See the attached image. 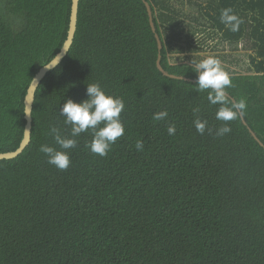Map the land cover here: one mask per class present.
I'll list each match as a JSON object with an SVG mask.
<instances>
[{"label": "trees", "instance_id": "16d2710c", "mask_svg": "<svg viewBox=\"0 0 264 264\" xmlns=\"http://www.w3.org/2000/svg\"><path fill=\"white\" fill-rule=\"evenodd\" d=\"M148 1L163 67L198 79L192 62L215 44L211 56L229 63L227 91L246 102L242 113L264 143V0ZM71 6L0 0V152L21 144L28 87L61 50ZM226 8L242 19L239 31L221 22ZM240 45L251 51L244 70L225 53ZM158 56L143 0H80L74 43L37 90L32 141L0 160V264H264V147L240 114L217 135L220 105L197 81L164 75ZM94 83L123 98L125 133L105 157L87 146L91 131L81 133L61 171L40 147L59 148L53 126L70 137L60 109L87 99ZM163 110L168 116L154 121ZM197 118L207 121L204 134Z\"/></svg>", "mask_w": 264, "mask_h": 264}, {"label": "clouds", "instance_id": "9594fccd", "mask_svg": "<svg viewBox=\"0 0 264 264\" xmlns=\"http://www.w3.org/2000/svg\"><path fill=\"white\" fill-rule=\"evenodd\" d=\"M221 22L232 32H237L243 22L242 19L231 8L221 11ZM59 62L57 57L55 60L44 64L47 70L54 68ZM194 71L198 74L197 90L203 92L208 90L207 99L211 105H220L216 112V119L225 123L216 130V134L223 136L231 132V127L227 123L236 120L238 115L242 113L247 105L244 100L233 99L227 89L233 86L232 77L222 65V62L213 56H208L199 62L193 60ZM88 98L82 102H76L69 99L60 109L61 115L65 117L64 123L71 125L70 137L63 136L58 127H51L55 145L43 144L40 151L48 157V163L63 171L67 170L71 165L69 150L77 147V137L81 133L91 131L93 139L87 145L90 151L98 156L105 157L111 150L112 145L116 143L118 138L125 133V126L120 119L121 113L125 109V102L122 97L113 96L105 92L99 83L88 84ZM198 112V108L193 109ZM25 115H30L31 110L27 105L24 108ZM168 116L167 110L158 111L153 114L154 121H160ZM197 132L204 134L207 128V121L197 118L194 121ZM103 125V126H101ZM27 130V129H26ZM212 131L211 129H207ZM177 128L175 124H170L167 132L170 136L176 134ZM135 147L137 150H143V141L137 140Z\"/></svg>", "mask_w": 264, "mask_h": 264}, {"label": "water", "instance_id": "95a60500", "mask_svg": "<svg viewBox=\"0 0 264 264\" xmlns=\"http://www.w3.org/2000/svg\"><path fill=\"white\" fill-rule=\"evenodd\" d=\"M143 1L146 5L147 11H148L152 31L154 32L157 43H158L159 56H158V60H157V65H158L159 70L164 75L172 77V78L196 82L197 79L189 78V77L184 76V75H178V74L171 73L163 67L161 51L164 47V43H163L162 37L160 36V34L157 31V26H156V23L154 21V16H155L154 10H153L151 3L148 0H143ZM79 9H80V0H72L68 35H67V38H66L61 50L52 59V60H55L58 57L59 62L51 70L55 69L57 66H59L62 63V61L68 55V53H69V51H70V49L74 43L75 36L77 33V29H78ZM51 70H47L45 68V66L43 65L38 70V72L35 74L32 82L30 83V85L28 87L27 94L25 96V107L27 105L30 107L31 114L25 115L26 124H25V130H24V135H23V139L21 141V144L14 151L0 152V160H2V159H13V158L18 157L19 155H21L23 153V151L26 149V147L31 143V141H32V129H33V110H34V104H35V100H36L37 90H38L42 80L46 77L48 72H50ZM232 98L235 99L234 97H232ZM240 116H241L243 123L248 127L252 136L264 147V143L258 137L257 133L249 126L244 114L240 113Z\"/></svg>", "mask_w": 264, "mask_h": 264}, {"label": "rangeland", "instance_id": "374dc122", "mask_svg": "<svg viewBox=\"0 0 264 264\" xmlns=\"http://www.w3.org/2000/svg\"><path fill=\"white\" fill-rule=\"evenodd\" d=\"M17 27V26H16ZM217 41V40H215ZM212 44V43H211ZM208 47V49L205 52H202V55H206V56H211V54H217L219 53L217 50L215 51L214 49V45L212 44ZM218 45V43H216ZM226 54H233L231 58L236 59L235 61L241 64V67L238 65H233L234 68H238L240 70H244V67L247 65L248 63V54L251 53V51H247L245 49L242 48V46L240 45L238 49H230L229 47H227V50L225 51ZM214 56V55H213ZM222 63H228V61L225 60H220Z\"/></svg>", "mask_w": 264, "mask_h": 264}]
</instances>
